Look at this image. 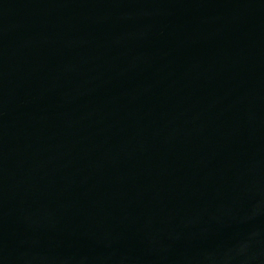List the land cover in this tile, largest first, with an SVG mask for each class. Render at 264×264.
<instances>
[{"label":"water","instance_id":"water-1","mask_svg":"<svg viewBox=\"0 0 264 264\" xmlns=\"http://www.w3.org/2000/svg\"><path fill=\"white\" fill-rule=\"evenodd\" d=\"M0 264H264V0H0Z\"/></svg>","mask_w":264,"mask_h":264}]
</instances>
